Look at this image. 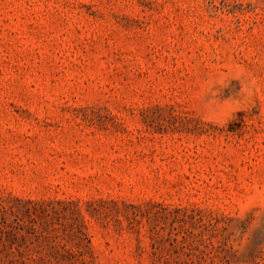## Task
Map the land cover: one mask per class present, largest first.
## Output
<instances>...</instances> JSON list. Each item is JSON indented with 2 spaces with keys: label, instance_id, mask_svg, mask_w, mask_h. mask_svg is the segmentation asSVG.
I'll return each instance as SVG.
<instances>
[{
  "label": "rangeland",
  "instance_id": "obj_1",
  "mask_svg": "<svg viewBox=\"0 0 264 264\" xmlns=\"http://www.w3.org/2000/svg\"><path fill=\"white\" fill-rule=\"evenodd\" d=\"M0 264H264V0H0Z\"/></svg>",
  "mask_w": 264,
  "mask_h": 264
}]
</instances>
